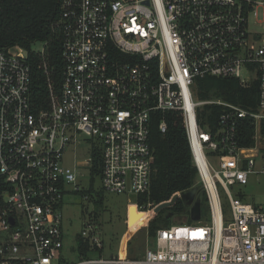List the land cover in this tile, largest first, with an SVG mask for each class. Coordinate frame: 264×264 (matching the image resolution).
Segmentation results:
<instances>
[{"label":"built area","instance_id":"built-area-1","mask_svg":"<svg viewBox=\"0 0 264 264\" xmlns=\"http://www.w3.org/2000/svg\"><path fill=\"white\" fill-rule=\"evenodd\" d=\"M53 25L62 33L59 84L48 41L38 52L0 48V264H264V205L231 190L264 174V0H62ZM30 55L40 57L46 76L41 108L32 95ZM207 76L236 78L243 87L257 82L256 109L199 99L197 80ZM206 104L222 108L217 128L200 124ZM170 111L183 115L209 220L159 229L156 246L138 258L128 255L125 241L107 254L102 236L84 229L82 239L99 257L68 261L63 199L81 191L76 168L90 173L96 150L103 191L146 194L153 115L162 116L165 133ZM245 118L255 124L252 146L240 145ZM68 149L88 157L67 166Z\"/></svg>","mask_w":264,"mask_h":264},{"label":"trees","instance_id":"trees-1","mask_svg":"<svg viewBox=\"0 0 264 264\" xmlns=\"http://www.w3.org/2000/svg\"><path fill=\"white\" fill-rule=\"evenodd\" d=\"M61 3L62 0H0V48L19 45L31 50L33 42L48 41L47 61L54 71V79L58 84L62 81L64 70L62 33L53 24L60 16ZM28 61L32 65L33 99L37 107L41 108L48 101L46 76L40 67L39 56L30 55ZM195 90L196 96L201 100L222 98L246 109L257 107L259 96L257 82L249 87H243L236 78L207 76L197 80ZM221 111L222 108L219 105H204L198 112L201 126L205 129L217 128ZM161 119V115H153L150 128V143L155 153L150 190L146 194L135 196L134 199L138 206H143V210L151 209L149 216L152 215V219L148 226V233L151 236H156L159 229L169 227L172 223L171 216L177 217L181 224L196 222L192 219L191 209L184 204L180 196L183 191L192 187L198 188L201 199L200 220L208 217L207 199L198 183V171L193 161L183 115L179 111L168 112L166 114L168 130L165 133L159 129ZM261 132L264 136V119L261 123ZM238 135L240 145H254L253 119L245 118L241 121ZM92 155L90 187L80 191L85 196L91 194L93 184L101 177V154L94 150ZM97 201L102 204V198ZM128 209L127 222L130 230L128 234H130L147 219L146 212L138 210L135 204H130ZM97 215L94 214V220L98 218ZM79 242L81 254L88 256L89 241H84L79 235Z\"/></svg>","mask_w":264,"mask_h":264},{"label":"rangeland","instance_id":"rangeland-1","mask_svg":"<svg viewBox=\"0 0 264 264\" xmlns=\"http://www.w3.org/2000/svg\"><path fill=\"white\" fill-rule=\"evenodd\" d=\"M42 48L43 43L40 41L31 44L32 52L41 51ZM87 157L88 154L79 155L68 149L64 154L63 162L67 166L76 167L77 164L84 162ZM258 162L261 163L260 160ZM76 171L80 190L89 188L91 176L88 168L77 167ZM100 184V180L97 179L93 184L91 194H88L89 197L78 191H69L64 195L65 244L63 254L67 260L76 262L86 257L79 250V235L84 229L87 230V234H90V230H95L98 235L102 236L107 254L120 251L121 242L123 241H125L124 249L132 257L142 256L147 247L154 248L156 237L149 235V223L147 226L140 225L135 231L128 234V231H130L127 225L129 202L134 200L135 196L101 191ZM231 190L234 194H241L247 202L264 205V174L251 175L248 184L233 185ZM100 198H102V204L97 201ZM224 209L226 217L231 219V208L226 198H224ZM94 214H98L96 220L93 219ZM170 219L172 223L179 222V219L175 216H171ZM206 219L209 220V215ZM87 255V257H99V254L93 251H89Z\"/></svg>","mask_w":264,"mask_h":264},{"label":"water","instance_id":"water-1","mask_svg":"<svg viewBox=\"0 0 264 264\" xmlns=\"http://www.w3.org/2000/svg\"><path fill=\"white\" fill-rule=\"evenodd\" d=\"M148 3V1H146ZM23 55L28 56V51L23 50ZM181 199L186 206H188L192 211V219L195 221L200 220L201 218V199L198 195V188L192 187L186 191H183L181 194ZM169 216V215H168Z\"/></svg>","mask_w":264,"mask_h":264},{"label":"bare ground","instance_id":"bare-ground-1","mask_svg":"<svg viewBox=\"0 0 264 264\" xmlns=\"http://www.w3.org/2000/svg\"><path fill=\"white\" fill-rule=\"evenodd\" d=\"M149 217V211L146 212V219Z\"/></svg>","mask_w":264,"mask_h":264}]
</instances>
